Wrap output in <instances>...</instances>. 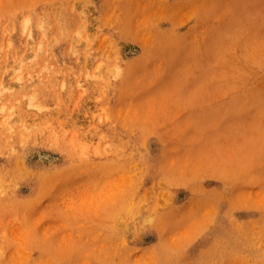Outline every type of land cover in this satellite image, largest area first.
Listing matches in <instances>:
<instances>
[{
    "label": "rangeland",
    "instance_id": "obj_1",
    "mask_svg": "<svg viewBox=\"0 0 264 264\" xmlns=\"http://www.w3.org/2000/svg\"><path fill=\"white\" fill-rule=\"evenodd\" d=\"M263 229L264 0H0V264H264Z\"/></svg>",
    "mask_w": 264,
    "mask_h": 264
},
{
    "label": "bare ground",
    "instance_id": "obj_2",
    "mask_svg": "<svg viewBox=\"0 0 264 264\" xmlns=\"http://www.w3.org/2000/svg\"><path fill=\"white\" fill-rule=\"evenodd\" d=\"M124 134H125V133H124ZM119 137H120V136H119ZM118 139H119V138H118ZM122 147H124V146H122ZM125 150H126V149H125ZM122 151H124V150H122ZM39 154H40V156H41L42 158H50L51 160H54V157L51 156V155H48L47 153H46V154H41V153H39ZM120 158H121V157H120ZM126 161H127V160H126ZM123 163H124V162H123ZM126 163H127V162H126ZM126 165H127V164H126ZM126 165H125V166H126ZM137 165H138V164H137ZM6 167H7V166H6ZM10 167H11V166H10ZM14 167H15V166H14ZM7 168H8V167H7ZM7 168H5V170H7ZM59 168H60V167H59ZM125 169H127V168H125ZM15 170H16V168H15ZM15 170H14V171H15ZM7 171H8V170H7ZM52 172H53V171H52ZM63 172H65V171L63 170ZM3 173H4V172H3ZM3 173H2V174H3ZM13 173H14V172H13ZM15 173H17V172H15ZM36 173H37V172H36ZM36 173H35V174H36ZM4 174H5V173H4ZM4 174H3V175H4ZM8 174H9V171H8ZM13 175H14V174H13ZM15 175H16V174H15ZM38 175H39V174H38ZM47 175H48V174H47ZM56 175H57V174H56ZM5 176H6V175H5ZM35 176H36V175H35ZM43 176H45V175H43ZM52 176H53V175H52ZM41 177H42V176H41ZM44 178H46V176H45ZM38 180H39V179H38ZM41 180H42V179H41ZM35 181H36V180H35ZM137 182H138V181H137ZM37 185H38V184H37ZM40 185H41V184H40ZM134 185H135V183H134ZM132 187H135V186L132 185ZM132 187L130 186V188H132ZM37 188H38V187H37ZM134 189H135V188H134ZM134 189L132 188V190H134ZM139 189H140V188H139ZM139 189H138V191H139ZM130 190H131V189H130ZM132 190H131V191H132ZM127 191H128V189H127ZM127 191H126V192H127ZM135 191H136V189H135ZM133 193H134V191H133ZM125 195L127 196V193H126ZM133 195H134V194H133ZM126 196H125V197H126ZM134 196H135V195H134ZM134 196H133V197H134ZM136 196H137V195H136ZM140 196H141V195H139V197H140ZM142 196H143V195H142ZM125 197H123V198H125ZM133 197H131V198H133ZM137 197H138V196H137ZM129 198H130V197H129ZM122 200H123V199H122ZM141 200H142V199H141ZM141 200H140V201H141ZM124 206H126V204H125ZM121 208H122V207H121ZM121 210H122V209H121ZM118 211H119V210H118ZM124 212H125V211H124ZM262 225H263V224H262ZM258 228L260 229V227H258ZM262 228H263V227H262ZM263 230H264V229H263ZM239 234H240V233H239Z\"/></svg>",
    "mask_w": 264,
    "mask_h": 264
}]
</instances>
